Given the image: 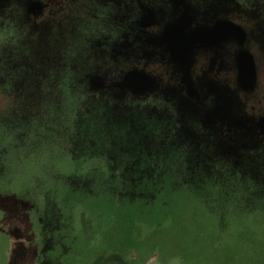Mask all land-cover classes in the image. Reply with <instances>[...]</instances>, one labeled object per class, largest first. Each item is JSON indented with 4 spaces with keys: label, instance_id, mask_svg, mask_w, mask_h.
<instances>
[{
    "label": "rangeland",
    "instance_id": "rangeland-1",
    "mask_svg": "<svg viewBox=\"0 0 264 264\" xmlns=\"http://www.w3.org/2000/svg\"><path fill=\"white\" fill-rule=\"evenodd\" d=\"M29 1L0 0V82L14 83L12 97L37 82L38 102L29 112L33 143L20 140L26 125L0 129V264H264L263 232L251 234L252 217L264 226V146L243 167L238 152L244 141L259 143L243 135L264 130V109L256 116L252 95L218 87L216 73L206 74L212 85L190 88L155 39L140 37L150 13L156 26L179 5L190 14L212 0H80L89 7L80 36L65 42L63 29L70 37L75 27L60 22L61 12L51 21L60 37L34 41ZM218 1L217 16L241 7L264 19L260 0ZM135 68L157 87L138 100L119 88ZM128 81L140 85L137 77ZM141 106L178 122L158 127L155 139L144 130L134 135L131 124L114 126L119 111ZM83 115V123L94 121L78 129ZM64 135L79 137L76 147ZM19 144L30 147L23 157L13 152ZM212 214L225 233L209 225Z\"/></svg>",
    "mask_w": 264,
    "mask_h": 264
},
{
    "label": "flooded vegetation",
    "instance_id": "flooded-vegetation-1",
    "mask_svg": "<svg viewBox=\"0 0 264 264\" xmlns=\"http://www.w3.org/2000/svg\"><path fill=\"white\" fill-rule=\"evenodd\" d=\"M50 1L51 0L29 1L32 3L30 4L28 10L30 23L34 22L35 24V29H33L35 31L32 34L35 36L34 41L48 40V33L52 32L53 34L54 29L58 30L56 27L57 21L53 24L51 21L56 20V16L54 15L59 12H61L60 15L62 16V21H60L61 23L68 26L71 22L70 25L75 27L72 29V36L70 37L66 35L67 29H63L64 42L71 41L72 38L77 40V36H80V32L78 33L77 31H79L80 26L83 23L81 12L84 9L89 8L88 5L80 2V0H71L68 2V5L65 3L53 5ZM29 2L24 4L27 8ZM207 2L208 3H203L202 5L204 6L202 8H198L197 12L190 14L187 13L188 10L185 9L186 6L179 5L171 13H166L163 18V23H157L156 26L152 25V21L150 19L155 17V13H150V17H148L149 21L146 25H144V31L141 30L142 35H140V37H144L145 41L148 38L155 39L154 43L158 45L165 54L169 55V62L173 68V70L170 71L177 74L180 70H182L185 74V78H187V80L189 79V82L187 83L190 88L194 89L193 86H196L195 81L199 82L203 86H206V82L209 86L212 85L208 80L210 76H207L206 74L210 73L213 76L216 73L222 75V79L219 80L220 82L218 87H220L224 82L225 84H229L231 89L235 90V93L238 96H241L242 94L244 96L252 95L251 98L254 100L257 116L258 109H264V19H260L256 16H250L247 8L244 9L241 7H237L229 16L226 12L217 16L216 11L221 2L218 0ZM17 5V2H13L8 6H12V8H14V6ZM257 7L261 10L260 14H264V0H260ZM54 8L59 9L55 12L49 11V9ZM13 12H16V10ZM17 14H19V10ZM46 18L48 19L44 20ZM166 22H170L167 27L165 26ZM40 23L44 24V27L41 29L37 27ZM73 30L75 33H73ZM53 35L60 37L57 34ZM62 35L63 33H61V37ZM1 62L2 58H0V64ZM16 74H19V72L16 71ZM135 77H137L140 81V85H136L138 87L131 85L132 82L128 81L129 78L131 79ZM185 78H183L182 82L186 85V80H184ZM227 78L229 79L226 82ZM123 81L124 82L120 83L119 86L120 92L129 94L130 96H128L133 100H138L137 98L142 99L144 96H147L157 90L155 83L153 84L154 78L152 75L137 68L126 74ZM8 82V79L2 80L1 78L0 129L4 125L6 129H9L10 127L15 128L16 125H18V128L26 125V128L24 129L25 133L23 132V134H20V136H22L20 140L23 143H26V145L29 142L33 143L34 133H32V130L28 129L34 122L32 116H29V112L38 104L32 92L34 88H37L34 86L37 82L33 81V85L30 84L21 87V91H18L19 88H17L14 92L15 96L13 97L10 96V94H12L14 90L12 89V86L9 87V84L12 85L14 83L12 81ZM29 91L32 94L31 98L29 96L24 97V93H28ZM149 110L150 109H146L144 106H141V108L133 107L129 110V114L139 111V119L146 123L145 127H142L143 129L141 128V131L144 130L146 134H149L150 136L153 135L152 137H154V139L156 138L155 136L159 135L158 127L165 128L166 123L168 126L174 127V125L178 122L177 119H170L169 117L166 120H164V118H157L156 113L152 111L150 112ZM20 112H23V114ZM260 112L262 114L261 120L263 122L264 110H260ZM92 113L94 114V112ZM93 114H90L91 118L94 116ZM84 116L85 115H83V117H81L78 121V129L81 127L80 122H82V125H85L87 124L86 122L90 120L89 116L88 118H85L87 121L83 123ZM92 120L93 119L90 120L91 124L93 123ZM135 132L136 133L134 135L140 136V130H136ZM249 133L250 136L255 138V140L259 139L258 144H251L250 141L252 140L248 141L252 145L250 152H252L254 148L259 152V150L264 146V130L259 127L249 131L247 134ZM57 135L58 134L55 133L54 137L56 138ZM75 138H77L76 135H64V137L61 136V141H64L68 145L70 144L72 147H76L77 143L75 144L73 142L78 140L79 137L77 139ZM135 138L136 137H134V140ZM17 147L18 152H13L19 155V157L24 155L23 151L30 148H25L24 146V148H22L20 144L17 145ZM13 148H16V146L7 148V151L12 150ZM77 153L78 151L73 152L74 155L78 156ZM251 155L252 153H250L249 156L250 160L253 159V155ZM258 158L259 157H255L254 161L250 163H257ZM242 165L243 161L241 166ZM236 166L239 168L240 163H238V165L236 164ZM236 166L234 169H237Z\"/></svg>",
    "mask_w": 264,
    "mask_h": 264
},
{
    "label": "trees",
    "instance_id": "trees-1",
    "mask_svg": "<svg viewBox=\"0 0 264 264\" xmlns=\"http://www.w3.org/2000/svg\"><path fill=\"white\" fill-rule=\"evenodd\" d=\"M23 96H32V94L30 93V91L28 92V93H24V95ZM33 96H34V94H33ZM131 108H124V112H122V111H119V114L118 115H115L113 118H111V121L113 122V124H114V126L116 125L117 127L119 126V124H121V125H123V124H131V125H133L134 126V128H135V131L136 130H140L141 131V128L142 127H145V125H146V123L143 121V120H141V119H139V115H140V112L139 111H135L136 113H132V114H129V110H130ZM120 110V109H119ZM105 118L107 117V116H104ZM107 119V118H106ZM143 129V128H142ZM241 135V134H240ZM244 137H246L247 139H249L250 140V138H251V136H250V133L249 134H246V133H244V135H243ZM50 137H52V136H50ZM252 140V139H251ZM133 141H135V140H133ZM138 144V143H137ZM252 147V145L248 142V141H244V146L243 147H240L241 149L238 151L239 153H241L240 155H242V161H243V163L245 164L247 161H246V157L248 156H250V149H252L251 148ZM33 155V154H32ZM36 155V154H35ZM30 156H31V154H30ZM23 157V156H22ZM249 160H250V157H249ZM246 161V162H245ZM197 170H198V168H196V172H197ZM246 172H248V170H246ZM222 173H225L224 171H222V169L220 170V175H222ZM198 175H199V173H197ZM258 174H259V172H258ZM225 177H227V176H225ZM264 178V177H263ZM260 179H262L261 177H259V180ZM226 181H227V179H226ZM40 186H38V188H39ZM203 202V206H204V200L202 201ZM206 206H208L209 204H205ZM254 213H252L251 215H253ZM212 216H213V218H214V220H208L209 221V225L212 227V228H214V231H217V232H220V233H225V231H226V229H225V225H224V223L221 221V217L219 216V215H215V214H212ZM252 224H253V227H252V230H251V234L252 233H254V232H257L258 233V236L263 232V237H261V239L262 238H264V231H260V229L262 228V227H264L263 225H257V224H254V222L256 223L257 222V218H256V216L255 217H252ZM217 221V222H216ZM215 223V224H214ZM259 226V227H258ZM256 228V229H255ZM225 229V230H224ZM218 237H219V233H218ZM259 237V238H260ZM244 263H246V264H254V263H252V262H250V259H248V260H246V261H244V259H242V262H241V264H244ZM260 264V263H259Z\"/></svg>",
    "mask_w": 264,
    "mask_h": 264
}]
</instances>
